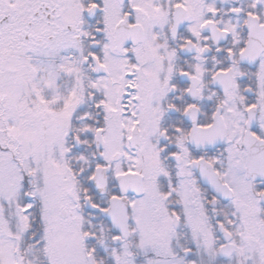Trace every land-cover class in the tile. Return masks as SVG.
I'll return each mask as SVG.
<instances>
[{
  "label": "snow or ice",
  "instance_id": "snow-or-ice-1",
  "mask_svg": "<svg viewBox=\"0 0 264 264\" xmlns=\"http://www.w3.org/2000/svg\"><path fill=\"white\" fill-rule=\"evenodd\" d=\"M0 264H264V0H0Z\"/></svg>",
  "mask_w": 264,
  "mask_h": 264
}]
</instances>
